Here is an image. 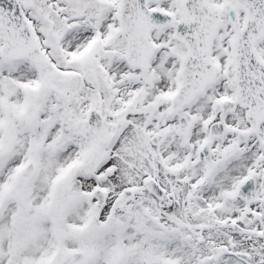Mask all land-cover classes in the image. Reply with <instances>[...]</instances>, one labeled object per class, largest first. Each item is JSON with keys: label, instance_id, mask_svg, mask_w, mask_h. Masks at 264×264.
Here are the masks:
<instances>
[{"label": "rangeland", "instance_id": "374dc122", "mask_svg": "<svg viewBox=\"0 0 264 264\" xmlns=\"http://www.w3.org/2000/svg\"><path fill=\"white\" fill-rule=\"evenodd\" d=\"M39 1L41 6L34 5L26 14L35 26L39 42H59L58 45H40L38 52L42 54V64L39 66L35 56H28L14 64L0 58V264H59L65 252L81 248H85L87 255L84 264H111V251L118 249L114 248L118 245V235L120 247H125L118 264H146L144 258L128 256V247L133 245L130 240L136 238L128 228L137 225L144 231L146 226L127 222L128 218L122 212L115 213L116 216L108 220V216L100 214V210L93 205L94 199L101 197L98 194L101 185L114 187L117 178H120V171L130 175L129 161L117 159L119 150L122 155L125 150L122 146L113 150V147L95 139L86 129L83 118L87 114L85 109L91 105L103 109L106 121L110 122L117 115V107L109 105L108 101H117L121 90L132 89L138 91L139 102L148 103L140 106V111L150 112L146 115L150 118L155 110L153 101L163 92L167 93L172 88L167 84L171 83L155 80L153 73L149 74L153 65L144 77L125 62L123 55V63H117L116 49L110 44V26L116 25V21L106 25L107 32L105 24L102 26L106 38L102 45L105 50L100 52L104 54L96 58H91L92 54L87 56L89 39L79 38L87 32V26L95 24V18L104 13L106 7L115 11L118 0H60L59 3L35 0V4ZM56 8L60 11L57 23L55 19V22L47 20L49 9L53 15ZM114 11L111 12L112 18ZM73 12L77 15L74 16ZM66 13L71 19L64 21ZM217 41L220 47H224L221 54L223 60H228L225 45L230 43V36L226 38L225 33L221 34ZM53 51L60 56L57 63L48 59L47 53ZM155 67L158 68V65ZM63 71L65 74L61 76ZM40 82L41 87L36 89ZM133 82L137 85L132 88ZM15 84L28 89L20 96L15 95L16 92L11 91ZM33 92L47 98L42 99L46 110L42 109L43 113L39 115L35 110H40L42 106H33ZM4 103L6 109L2 108ZM197 105L196 101L187 109V117L193 124L203 116L199 112L194 113ZM10 106H18L19 111L15 108V115L21 112L23 117H17V121L13 122L16 118L12 114L9 117ZM153 123L145 122L144 126L152 127ZM156 126L157 123H154V128ZM121 130L115 125L107 126L104 136L109 137ZM232 131L230 126V139ZM136 136L141 137L138 132ZM126 140L131 141L130 135ZM29 160L35 165V175L31 180L22 181L17 171ZM107 165H111L112 172L102 177L101 172ZM77 176L85 184L83 187L77 182ZM123 178L128 179L126 176ZM97 220L110 222L111 226L106 227L105 234L94 232ZM109 229H112L110 233Z\"/></svg>", "mask_w": 264, "mask_h": 264}, {"label": "water", "instance_id": "95a60500", "mask_svg": "<svg viewBox=\"0 0 264 264\" xmlns=\"http://www.w3.org/2000/svg\"><path fill=\"white\" fill-rule=\"evenodd\" d=\"M18 1L21 0H0V37L4 44L1 53L6 57L16 58L28 51L32 41L30 34L23 29L22 19L20 17ZM16 12V13H12ZM13 21L11 28L5 29V22ZM28 36L30 43L20 44ZM32 174V167L29 165L22 173L23 176L29 177Z\"/></svg>", "mask_w": 264, "mask_h": 264}, {"label": "flooded vegetation", "instance_id": "af4514ba", "mask_svg": "<svg viewBox=\"0 0 264 264\" xmlns=\"http://www.w3.org/2000/svg\"><path fill=\"white\" fill-rule=\"evenodd\" d=\"M204 199H206V196H204Z\"/></svg>", "mask_w": 264, "mask_h": 264}]
</instances>
